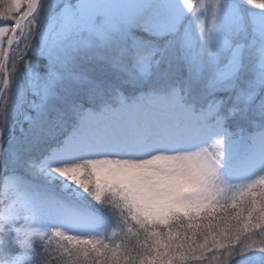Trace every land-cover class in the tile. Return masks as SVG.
I'll use <instances>...</instances> for the list:
<instances>
[{"label":"snow or ice","instance_id":"6c2138e0","mask_svg":"<svg viewBox=\"0 0 264 264\" xmlns=\"http://www.w3.org/2000/svg\"><path fill=\"white\" fill-rule=\"evenodd\" d=\"M254 3L213 0L195 14L181 0L0 3L12 21L0 37L16 41L0 42V67L12 66L0 177L14 190L0 264H54L53 236L71 264H182L213 249L224 264H264V243L240 239L264 232V192L228 204L235 181L264 171V0L258 13ZM113 225L135 230L136 245L105 243Z\"/></svg>","mask_w":264,"mask_h":264},{"label":"rangeland","instance_id":"374dc122","mask_svg":"<svg viewBox=\"0 0 264 264\" xmlns=\"http://www.w3.org/2000/svg\"><path fill=\"white\" fill-rule=\"evenodd\" d=\"M5 7H7L9 4H11V0H4ZM39 2V0H38ZM51 2V0H50ZM213 0H181V3L185 5V10L189 13L195 14V13H202L204 10L208 7L210 3H212ZM259 2L260 0H255V3L251 5L257 13L261 11L259 8ZM26 8V6H22V11ZM203 20V16L199 18V20H194V24H199ZM7 23L0 25V27L4 26H11L12 21L6 20ZM27 26L25 25V31ZM0 42H2V45L4 48L9 49H15L16 48V41L14 40L12 45L9 46L7 43V39L0 37ZM20 48H23V45H20ZM11 63H9L7 60H5L4 66L0 67V89H9L11 87V80H9L8 83H5L6 74L11 71ZM18 67H22V65H18ZM21 173V174H19ZM19 174V175H18ZM16 175L21 176L22 178H31L28 175H25L23 172H18ZM1 178V177H0ZM264 178V171H260L259 173L253 174L249 179L245 181H235L231 190L228 192L229 197H234V199H229L228 204L231 205L232 203H238L243 201L244 198L247 197L249 200L252 199V194L256 192V190L259 188L257 187L262 184L260 181ZM252 184L253 187L249 189L248 185ZM262 188L264 191V183L262 184ZM259 196V193H257V197ZM258 201V200H257ZM251 203V202H250ZM99 207V205H97ZM239 210V209H237ZM246 215V213H245ZM263 220V219H262ZM262 225H264V221H260ZM243 225H241V228ZM100 231L104 234L103 239L105 243H109L110 246L114 244H120L122 241L129 239L131 234H127V237H125V233L121 231L120 227L118 225H113L112 227H108L105 229H100ZM252 233H244L242 237H240L241 240H243L244 244H253L255 246H260L261 243H264V232H261L259 229H252ZM66 235H72V233H66ZM247 237V239H245ZM67 245L68 242L64 240L63 237L59 236H53L51 237L50 241V251L53 253L54 257V264H71L72 258L68 257L67 253L64 252V249L61 247V245ZM73 248L78 247L76 243L73 241L72 245ZM130 246V245H129ZM123 249H121L122 251ZM223 252V250H221ZM220 250L208 253L201 256V253L198 254L199 257L197 258H190L193 264H224V256L222 255V252ZM216 253V254H215ZM108 255H111L109 253ZM96 257L95 254L90 255L88 258L83 257L82 254L79 255L78 258H76V264H94ZM100 259L107 260V257L101 256ZM184 262V261H183Z\"/></svg>","mask_w":264,"mask_h":264},{"label":"trees","instance_id":"16d2710c","mask_svg":"<svg viewBox=\"0 0 264 264\" xmlns=\"http://www.w3.org/2000/svg\"><path fill=\"white\" fill-rule=\"evenodd\" d=\"M0 3H3L4 5H5V1L4 0H0ZM5 23H7L6 22V20L4 19V18H2V17H0V25H3V24H5ZM263 184V183H262ZM262 184H260V186H258L257 185V187H259L257 190H256V194L257 193H261V192H264L263 191V186H262ZM257 203L259 204V196L257 197ZM243 202H244V204H245V206H250V202H251V198L248 200L247 199V197L246 198H244L243 199ZM261 221H264V219L263 220H261ZM112 227V226H111ZM129 234V233H128ZM131 234V236L129 237V239H127V242H129V245L130 246H134V245H136V243H137V241H136V238H135V230H133V232L132 233H130ZM243 236V235H242ZM241 236V237H242ZM125 241V240H124ZM216 251H218V250H216V249H213L212 251H207V250H205L204 251V253H203V255H205V253L206 254H208V253H213V252H216ZM221 251V250H220ZM222 252V251H221ZM223 253V252H222ZM198 254H200V252L199 251H197V252H195V253H193L192 255H189L185 260H184V262H182V264H193L192 263V261H187V260H190V258H197V257H199L198 256ZM216 254V253H215ZM190 257V258H189ZM199 264V263H198Z\"/></svg>","mask_w":264,"mask_h":264},{"label":"bare ground","instance_id":"6f19581e","mask_svg":"<svg viewBox=\"0 0 264 264\" xmlns=\"http://www.w3.org/2000/svg\"><path fill=\"white\" fill-rule=\"evenodd\" d=\"M5 195H8L10 197L14 195L12 180L11 179L6 180L4 177H1L0 178V213L4 211L2 201L4 200Z\"/></svg>","mask_w":264,"mask_h":264}]
</instances>
